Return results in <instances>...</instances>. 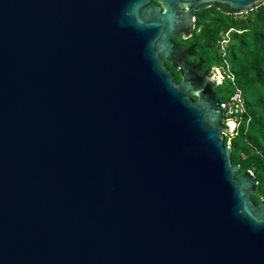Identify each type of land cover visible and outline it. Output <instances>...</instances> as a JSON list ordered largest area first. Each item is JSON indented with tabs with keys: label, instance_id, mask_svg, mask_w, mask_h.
Masks as SVG:
<instances>
[{
	"label": "water",
	"instance_id": "obj_1",
	"mask_svg": "<svg viewBox=\"0 0 264 264\" xmlns=\"http://www.w3.org/2000/svg\"><path fill=\"white\" fill-rule=\"evenodd\" d=\"M261 3L0 0V264H264L221 78L173 40Z\"/></svg>",
	"mask_w": 264,
	"mask_h": 264
},
{
	"label": "trees",
	"instance_id": "obj_2",
	"mask_svg": "<svg viewBox=\"0 0 264 264\" xmlns=\"http://www.w3.org/2000/svg\"><path fill=\"white\" fill-rule=\"evenodd\" d=\"M193 13L192 31L173 39L188 52V64L200 73L210 74L214 67H221L224 77L215 88L221 102L240 91L246 112L224 143L232 148L231 163L239 164L234 176L250 169L257 178L258 188L251 198L258 203L264 198V3L239 15L224 14L214 6ZM226 32L230 36L222 54L220 40ZM164 64L179 82L177 66L167 61Z\"/></svg>",
	"mask_w": 264,
	"mask_h": 264
},
{
	"label": "built area",
	"instance_id": "obj_3",
	"mask_svg": "<svg viewBox=\"0 0 264 264\" xmlns=\"http://www.w3.org/2000/svg\"><path fill=\"white\" fill-rule=\"evenodd\" d=\"M229 36H230L229 32H226L222 35V39L220 40V49L222 50V54H225L226 52L225 47L227 45L226 43L229 41ZM223 42H226L224 46H223ZM223 112L225 116L222 117V122L226 120L233 121L234 122L233 133H234L235 129L237 128L241 120V115L246 112L244 104H243V99H242V96L239 90H236V92L230 98V100L223 103ZM233 133L228 134V135L230 136ZM227 145L230 146L229 144Z\"/></svg>",
	"mask_w": 264,
	"mask_h": 264
},
{
	"label": "rangeland",
	"instance_id": "obj_4",
	"mask_svg": "<svg viewBox=\"0 0 264 264\" xmlns=\"http://www.w3.org/2000/svg\"><path fill=\"white\" fill-rule=\"evenodd\" d=\"M225 43H226V42H223V46L225 45ZM227 43H228V42H227ZM227 43H226V44H227ZM212 71L215 72V73H216L221 79H223V77H224V73H223L221 67H214V68L212 69Z\"/></svg>",
	"mask_w": 264,
	"mask_h": 264
},
{
	"label": "clouds",
	"instance_id": "obj_5",
	"mask_svg": "<svg viewBox=\"0 0 264 264\" xmlns=\"http://www.w3.org/2000/svg\"><path fill=\"white\" fill-rule=\"evenodd\" d=\"M194 17H195V16H194ZM221 81H222V79H221ZM222 113H223V111H222ZM226 135H228V134H225V136H226ZM225 146H227V145H225Z\"/></svg>",
	"mask_w": 264,
	"mask_h": 264
},
{
	"label": "flooded vegetation",
	"instance_id": "obj_6",
	"mask_svg": "<svg viewBox=\"0 0 264 264\" xmlns=\"http://www.w3.org/2000/svg\"><path fill=\"white\" fill-rule=\"evenodd\" d=\"M195 19V18H194ZM178 36H183V35H178ZM174 40V39H173ZM174 41H176V40H174Z\"/></svg>",
	"mask_w": 264,
	"mask_h": 264
},
{
	"label": "bare ground",
	"instance_id": "obj_7",
	"mask_svg": "<svg viewBox=\"0 0 264 264\" xmlns=\"http://www.w3.org/2000/svg\"><path fill=\"white\" fill-rule=\"evenodd\" d=\"M230 126H232V124H230Z\"/></svg>",
	"mask_w": 264,
	"mask_h": 264
}]
</instances>
